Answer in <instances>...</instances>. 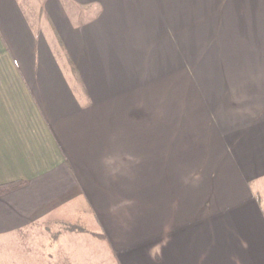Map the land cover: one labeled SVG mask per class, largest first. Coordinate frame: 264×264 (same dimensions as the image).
Here are the masks:
<instances>
[{
	"label": "crops",
	"instance_id": "1",
	"mask_svg": "<svg viewBox=\"0 0 264 264\" xmlns=\"http://www.w3.org/2000/svg\"><path fill=\"white\" fill-rule=\"evenodd\" d=\"M19 181L0 243L82 204L120 264H264V0H0Z\"/></svg>",
	"mask_w": 264,
	"mask_h": 264
},
{
	"label": "rangeland",
	"instance_id": "2",
	"mask_svg": "<svg viewBox=\"0 0 264 264\" xmlns=\"http://www.w3.org/2000/svg\"><path fill=\"white\" fill-rule=\"evenodd\" d=\"M176 51V75L180 82L184 77L181 69L183 54L178 43ZM176 113L177 119L182 120V113ZM179 122L177 120V124ZM77 211L70 214L71 222L65 224L77 226L86 234L67 232L65 224L38 226L1 242L0 264H120L104 241L91 236L100 231L85 206L78 205Z\"/></svg>",
	"mask_w": 264,
	"mask_h": 264
},
{
	"label": "trees",
	"instance_id": "3",
	"mask_svg": "<svg viewBox=\"0 0 264 264\" xmlns=\"http://www.w3.org/2000/svg\"><path fill=\"white\" fill-rule=\"evenodd\" d=\"M24 186V182H14V183H10V184H5V185H1L0 186V197L7 195L13 191H16L18 189H20L21 187ZM66 231L70 232V233H77V234H86L87 232L85 230H82L81 228L74 226V225H66ZM91 236L101 240V241H105L104 240V236L103 234H96V233H91Z\"/></svg>",
	"mask_w": 264,
	"mask_h": 264
}]
</instances>
